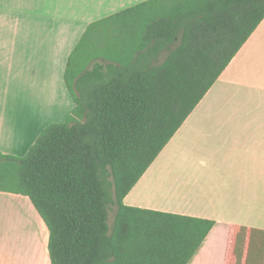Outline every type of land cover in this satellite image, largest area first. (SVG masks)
I'll return each mask as SVG.
<instances>
[{"label":"trees","instance_id":"obj_1","mask_svg":"<svg viewBox=\"0 0 264 264\" xmlns=\"http://www.w3.org/2000/svg\"><path fill=\"white\" fill-rule=\"evenodd\" d=\"M263 19L264 0H147L86 27L70 114L24 156L0 151V191L29 198L50 264L192 260L214 220L123 199ZM225 264H264V229L233 225Z\"/></svg>","mask_w":264,"mask_h":264},{"label":"crops","instance_id":"obj_2","mask_svg":"<svg viewBox=\"0 0 264 264\" xmlns=\"http://www.w3.org/2000/svg\"><path fill=\"white\" fill-rule=\"evenodd\" d=\"M145 1L0 0V151L22 156L43 128L70 114L74 102L63 74L86 27ZM251 64L264 69V19L159 153L177 154L179 166L154 170L158 155L123 199L214 220L188 264H225L233 225L264 229V134L255 131L257 122L195 118L216 83L262 89L246 81ZM160 180L165 196L157 200L147 189ZM48 235L27 196L0 191V264H50Z\"/></svg>","mask_w":264,"mask_h":264},{"label":"rangeland","instance_id":"obj_3","mask_svg":"<svg viewBox=\"0 0 264 264\" xmlns=\"http://www.w3.org/2000/svg\"><path fill=\"white\" fill-rule=\"evenodd\" d=\"M255 67L256 64H251L250 68L246 70V73L249 75V79H246V81L251 84L256 83L255 85L262 84V89H259L258 86L225 85L222 84V82L216 83L200 109L196 111L195 118L205 119L208 117L214 120L228 118L236 121L251 120L252 122H257L258 126H256L255 131L259 133V129L261 133L264 134V75L260 73L263 72L264 69L259 66V68L255 70ZM253 70L255 71L253 72ZM220 89H223V91ZM67 116L59 121V123L64 122ZM230 129L231 128H217L218 131L226 130L229 135L231 134V131H229ZM206 139L210 141V138ZM27 151L28 150H25L22 156H24ZM168 151L169 150L163 151L159 157L157 156L158 159L152 165L154 170L159 169L161 171V169H171L179 166L180 161L177 154H174V157L170 159ZM187 159V156L182 158L183 161ZM160 171L157 173L160 174ZM158 176L161 177V174ZM163 186V182L160 180L154 188L147 189V192L149 194L153 193L152 196H154L155 199L161 200L162 197L165 196ZM6 245H8V243H5L2 247H6Z\"/></svg>","mask_w":264,"mask_h":264},{"label":"bare ground","instance_id":"obj_4","mask_svg":"<svg viewBox=\"0 0 264 264\" xmlns=\"http://www.w3.org/2000/svg\"><path fill=\"white\" fill-rule=\"evenodd\" d=\"M198 190H200V189H198ZM199 193H200V191H199ZM10 249V247L8 246V245H6V247H2V252H3V254H7V251Z\"/></svg>","mask_w":264,"mask_h":264}]
</instances>
